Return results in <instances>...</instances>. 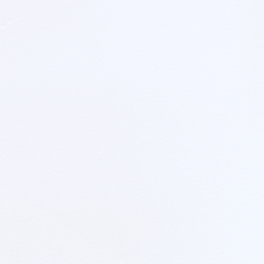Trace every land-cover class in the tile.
Masks as SVG:
<instances>
[{"label": "snow or ice", "instance_id": "snow-or-ice-1", "mask_svg": "<svg viewBox=\"0 0 264 264\" xmlns=\"http://www.w3.org/2000/svg\"><path fill=\"white\" fill-rule=\"evenodd\" d=\"M0 264H264V0H0Z\"/></svg>", "mask_w": 264, "mask_h": 264}]
</instances>
